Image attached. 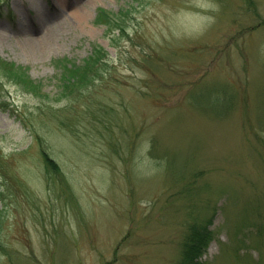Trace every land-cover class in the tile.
<instances>
[{"label": "rangeland", "instance_id": "374dc122", "mask_svg": "<svg viewBox=\"0 0 264 264\" xmlns=\"http://www.w3.org/2000/svg\"><path fill=\"white\" fill-rule=\"evenodd\" d=\"M0 58L43 86L0 79V264H179L194 222L202 264H264V0H0Z\"/></svg>", "mask_w": 264, "mask_h": 264}, {"label": "trees", "instance_id": "16d2710c", "mask_svg": "<svg viewBox=\"0 0 264 264\" xmlns=\"http://www.w3.org/2000/svg\"><path fill=\"white\" fill-rule=\"evenodd\" d=\"M127 12V9L114 12L101 7H98L95 11L94 22L104 25L105 30L112 31L113 36L111 35L109 39L111 45L117 46L115 44L117 37L126 31ZM114 30H117V34L113 32ZM107 55L103 47L93 45L90 54L82 64H77L75 61L66 58L56 59V66L60 68L59 79L63 85L62 89L74 85H85L91 82L96 73H101V70L105 68ZM1 77L10 79L23 89L34 93H41V89L43 88L41 83L32 80L28 76L26 67L2 58H0V79ZM41 154L46 165L53 169L57 167L56 162L46 151H42ZM211 237L212 230L208 225H199L197 222L190 224L182 240V256L179 264H202L201 255Z\"/></svg>", "mask_w": 264, "mask_h": 264}, {"label": "bare ground", "instance_id": "6f19581e", "mask_svg": "<svg viewBox=\"0 0 264 264\" xmlns=\"http://www.w3.org/2000/svg\"><path fill=\"white\" fill-rule=\"evenodd\" d=\"M24 40L26 41V46L30 49H34L38 44V40L30 39L29 37H25Z\"/></svg>", "mask_w": 264, "mask_h": 264}]
</instances>
